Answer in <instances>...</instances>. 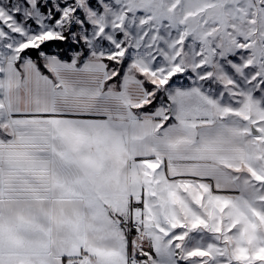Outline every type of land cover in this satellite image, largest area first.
Segmentation results:
<instances>
[{"label":"snow or ice","instance_id":"6c2138e0","mask_svg":"<svg viewBox=\"0 0 264 264\" xmlns=\"http://www.w3.org/2000/svg\"><path fill=\"white\" fill-rule=\"evenodd\" d=\"M0 264H264V0H0Z\"/></svg>","mask_w":264,"mask_h":264}]
</instances>
